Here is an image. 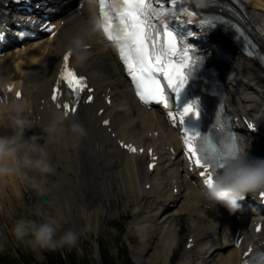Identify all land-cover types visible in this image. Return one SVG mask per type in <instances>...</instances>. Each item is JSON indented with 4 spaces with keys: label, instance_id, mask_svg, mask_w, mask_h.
<instances>
[{
    "label": "bare ground",
    "instance_id": "bare-ground-1",
    "mask_svg": "<svg viewBox=\"0 0 264 264\" xmlns=\"http://www.w3.org/2000/svg\"><path fill=\"white\" fill-rule=\"evenodd\" d=\"M243 1L249 8L245 11V20L253 25L255 35L260 37L264 45V0ZM90 8L91 3L84 4L82 15L77 14L67 27L66 33L63 31L57 41L34 42L21 49L7 50L5 56L0 58V81L9 80L10 74L15 71V84L24 86L25 97L23 102L21 101L24 108L21 115L31 125L25 129L28 138L37 135L38 139L31 143H43L48 160L53 165V170L48 173L57 169L61 158H69V165L63 164L61 167L69 172L70 198L83 197L86 182L99 186L111 175L121 176L129 191H134L142 197L140 205L134 203L137 218L135 223L132 222L130 232L141 239L136 250L140 253L150 252V263L171 256L178 239V225L185 221L183 226L197 236L198 254L187 250L180 264H236L241 259V249L232 246L229 232H234L239 221L234 222L226 218L225 215L229 213L227 208L209 201L199 186L189 184L179 170L181 158L171 160L165 148L166 144H175L178 137L175 129L166 124L157 109L142 107L133 96L110 47L99 37L84 36L79 26L85 16L89 15ZM80 39L83 42H79ZM77 41L79 43H76ZM91 42L94 45L76 54L74 61L91 74L93 84L97 87L96 100L83 106L80 114L74 116L73 122L69 118L56 120L59 114L47 105L42 109L41 101L43 97L48 101L62 62L64 48ZM227 51L230 53L231 63L237 69L234 73H225L232 105L234 106L235 102L247 103L246 107L251 111H258L261 105L258 95L263 97L264 105L262 69L253 59L244 57L235 49L227 48ZM103 92L113 95V104L106 102L102 96ZM31 98L33 100L29 102ZM123 98H128V105H119ZM2 106L0 103V107ZM8 106L9 111L3 113L0 128L12 133L11 117L15 113L11 111V104ZM97 107H105L102 116L98 115ZM107 116L112 117L111 125L120 137L137 141L140 145L156 146L162 153V162L157 170L153 173L148 170L146 154H128L118 146L116 138L101 125L102 119ZM54 122L55 130L48 133L46 129ZM73 123H79L85 129V134L80 135L74 131L71 127ZM156 130H159L158 136L155 135ZM149 132H152L151 136ZM26 153L33 157L39 154L38 150H32L28 146L21 149L22 158ZM257 156L264 157V153L260 152ZM34 171L44 172L35 168ZM51 177L50 175L48 178ZM143 180L144 185L152 183L150 191H145V186L141 185ZM174 180H178L179 192L173 194L167 192L166 188L169 186L172 189ZM35 183L45 182L40 180ZM52 199L53 196L51 202ZM207 202L212 204L210 208L205 207ZM219 231L222 232L223 240L216 235Z\"/></svg>",
    "mask_w": 264,
    "mask_h": 264
},
{
    "label": "snow or ice",
    "instance_id": "snow-or-ice-1",
    "mask_svg": "<svg viewBox=\"0 0 264 264\" xmlns=\"http://www.w3.org/2000/svg\"><path fill=\"white\" fill-rule=\"evenodd\" d=\"M202 3L203 0H196ZM218 0H208V3H217ZM239 3V0H237ZM189 0H99V10L102 17L101 27L103 33L117 48L119 56L127 67L132 78L135 92L139 99L148 105L156 102L163 105L173 125L179 124L182 131L184 152L196 170H201L200 175L204 182L219 175L220 171L228 164L229 158L238 152L235 133L221 122L217 114L218 135L213 133L202 134L199 128L189 127L186 117L192 115L198 119L201 116V98L190 95L189 81L204 65L205 56L197 54L196 46L190 42L186 35L170 23V17L180 19L182 22L189 20L199 24L204 31H211L221 21L243 31L240 25L227 20L223 16L206 15L199 18L198 12L188 7ZM230 7V6H229ZM235 11L234 9H232ZM52 34H55L56 25L42 24ZM195 35L194 32L187 33ZM3 33H0V37ZM87 45H85L86 47ZM250 55L258 53L246 49ZM71 49L63 57V67L52 93L56 100L61 93L60 82L68 85L70 93L76 98L79 105L82 93L89 89L87 77L78 74L75 67L69 64ZM9 88L12 85L8 86ZM17 96L21 93L17 92ZM87 100L92 101L93 96L87 95ZM65 107L75 111L72 104L66 103ZM224 108L220 102L221 111ZM108 123L107 120L104 121ZM255 127L254 124L250 125ZM120 143L131 151H136L134 144ZM143 151V149H139ZM151 151V149H149ZM264 196V191L260 192ZM261 225H257L259 229ZM237 238V243H239ZM252 251L251 248L248 250ZM247 255V254H246ZM245 264H248L245 261Z\"/></svg>",
    "mask_w": 264,
    "mask_h": 264
},
{
    "label": "clouds",
    "instance_id": "clouds-1",
    "mask_svg": "<svg viewBox=\"0 0 264 264\" xmlns=\"http://www.w3.org/2000/svg\"><path fill=\"white\" fill-rule=\"evenodd\" d=\"M76 43H79L78 41ZM24 105L20 101L11 103V111L15 113L11 117V134H0V178L16 173L21 164L20 152L26 146L32 150H38V155L25 154L23 164L41 171L53 170V165L47 159V151L43 143L32 144L31 141L38 139L37 135L26 138V128H30L26 119L21 115ZM9 111L5 103L0 107V122H3V113ZM63 114H59L56 120H63ZM72 129L80 135L85 134V129L79 123H73ZM55 130V122L46 131L52 133ZM238 152L229 158L228 164L215 176L210 183L206 184L203 195L216 204L222 205L230 213L241 207L240 200L248 192L264 190V157L252 155L249 152L251 139L241 136L236 140ZM12 231L18 239L29 236L31 242L40 247H52L74 245L78 239L77 232L68 228L57 236V224L54 217L44 221L28 220L20 218L14 224Z\"/></svg>",
    "mask_w": 264,
    "mask_h": 264
},
{
    "label": "rangeland",
    "instance_id": "rangeland-1",
    "mask_svg": "<svg viewBox=\"0 0 264 264\" xmlns=\"http://www.w3.org/2000/svg\"><path fill=\"white\" fill-rule=\"evenodd\" d=\"M51 144H53L51 142ZM2 187V193H6ZM16 192L11 191V196L6 198V206H2L0 210L2 212H5V217L9 218L13 215L19 214L23 215L24 218H31L36 216L35 220L38 221L39 217L41 215H38V207H39V197L36 194V192L31 188L30 190L26 191L25 188H19V186H16ZM6 190H11L8 187H6ZM66 196L63 195L61 197V200H65ZM38 202V206L35 204ZM83 226L86 225V222L83 221ZM91 228L93 230V237L98 238L101 240L99 242L98 247L103 249L102 244L104 243V246L108 248L109 255L113 258H116L118 260L119 264H128V263H121L119 259L117 258L116 253L118 252V247L116 246V239L111 238L115 232H108V230L111 229L110 223H109V216H99L98 219H96L94 216L91 219ZM113 229V228H112ZM3 231V229H1ZM102 234L104 236V240L97 237L98 235ZM97 235V236H96ZM103 242V243H102ZM71 249V246H69V250ZM94 249L95 244L92 242H84L82 243V246L80 250L76 253V264H99V260L95 259L93 257L94 255ZM126 250V249H125ZM11 253L13 256L16 255L15 250H11ZM31 254L26 255V260H29L31 258ZM19 259L24 260L23 257H19ZM25 264H27V261H25ZM69 264H74L73 261L69 260ZM157 264V263H156Z\"/></svg>",
    "mask_w": 264,
    "mask_h": 264
}]
</instances>
